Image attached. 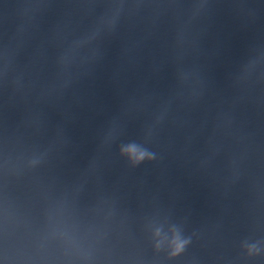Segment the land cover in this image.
I'll list each match as a JSON object with an SVG mask.
<instances>
[{"label":"clouds","instance_id":"obj_1","mask_svg":"<svg viewBox=\"0 0 264 264\" xmlns=\"http://www.w3.org/2000/svg\"><path fill=\"white\" fill-rule=\"evenodd\" d=\"M125 151L137 161L142 160L145 157V153L138 152L135 146H129L127 149H125Z\"/></svg>","mask_w":264,"mask_h":264}]
</instances>
